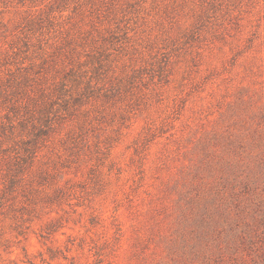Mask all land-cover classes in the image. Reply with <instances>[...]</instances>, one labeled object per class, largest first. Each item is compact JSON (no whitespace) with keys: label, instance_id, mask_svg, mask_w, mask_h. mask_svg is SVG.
<instances>
[{"label":"rangeland","instance_id":"1","mask_svg":"<svg viewBox=\"0 0 264 264\" xmlns=\"http://www.w3.org/2000/svg\"><path fill=\"white\" fill-rule=\"evenodd\" d=\"M0 264H264V0H0Z\"/></svg>","mask_w":264,"mask_h":264}]
</instances>
